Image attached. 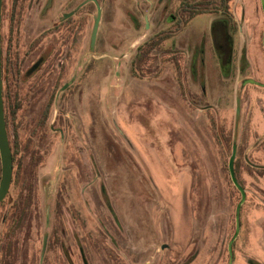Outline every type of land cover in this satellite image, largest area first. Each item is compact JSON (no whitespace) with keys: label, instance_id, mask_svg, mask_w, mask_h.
<instances>
[{"label":"rangeland","instance_id":"1","mask_svg":"<svg viewBox=\"0 0 264 264\" xmlns=\"http://www.w3.org/2000/svg\"><path fill=\"white\" fill-rule=\"evenodd\" d=\"M155 1L103 0L89 88L80 92V105L78 99L73 104L79 119L67 112L62 137L47 130L35 147L33 169L25 170L16 158L21 165L0 204L1 264H26L45 233L48 248H122V255L132 257L117 253L119 264H227L240 199L227 172L239 49L261 29L260 2L233 0L240 32L237 44L230 38L227 45L235 47L232 70L216 93L212 77H227L225 60L218 77L223 24L202 12L167 36L163 3ZM196 39L206 51L208 108L199 104ZM151 44L157 48L148 57ZM247 52L258 60L253 43ZM136 55L146 61L140 72L134 70ZM240 107L242 131L241 92ZM54 115L51 110L46 124ZM249 143L241 141L235 161L245 199L231 264H264V177L245 163ZM246 158L264 162L256 151Z\"/></svg>","mask_w":264,"mask_h":264},{"label":"flooded vegetation","instance_id":"2","mask_svg":"<svg viewBox=\"0 0 264 264\" xmlns=\"http://www.w3.org/2000/svg\"><path fill=\"white\" fill-rule=\"evenodd\" d=\"M143 1L152 4L154 0ZM159 3H163L164 7V17L168 24L165 29L167 36L176 35L196 14L202 12H206L209 18L212 17V22L218 21L223 24L221 42L217 44L218 61L221 64L218 77L222 74L224 60L228 67L224 68L226 78L218 80L212 77L218 93L219 88L225 85L223 80L230 77L233 65L235 47L227 48V45L230 38L236 43L235 38L240 32L232 8L233 0H156L154 5L157 6ZM97 5L101 13L94 45L91 47V31ZM260 9L261 29L257 36L250 38L249 43H243L239 49L237 74L240 82L244 79L247 82L241 89L245 121L243 130L238 133L240 138L233 161L234 172L235 161L241 151V141H252L248 145L249 150L245 151L246 154L256 151L264 159V15L261 3ZM92 10L95 14L91 22ZM0 15L1 97L5 132L12 157L11 180L1 203L8 197L16 170L21 165L16 158H21L25 170L33 169L39 157L35 147L41 145L47 130L62 137L67 131V112L69 111L76 119L79 117L76 111L77 109L79 112V109L73 104H76L75 100L78 99L80 105V92L89 88L90 55L92 50L96 51L99 43L100 25L105 18V8L103 0H1ZM145 16L149 26L148 14H144V27ZM244 16V11L241 10V17ZM196 43L192 61L194 60L198 87L203 86L199 104L208 108L209 105L203 97L206 94L203 85L206 51L200 47L199 40L196 39ZM252 43L258 52V60L254 61L247 54ZM172 45L170 44V47ZM156 48L153 44L149 45L145 54L149 57ZM168 61L175 66L176 59L169 58ZM142 63L146 61L138 55L134 62L136 72L142 71ZM51 110L55 111L54 118L51 123L46 124ZM86 114L89 116L88 111ZM28 130L29 134L26 136ZM245 153L243 151L245 163L249 167L261 170V176L264 177V162L256 164L250 158H246ZM227 172L229 176L228 167ZM23 214L22 217H26L25 212ZM47 235L45 233L44 247L42 248L43 234L41 248L34 250V255L26 264H119L122 261L117 260V253L127 259L132 257L122 255V248H114L115 251H111L110 248H48ZM145 262L148 263L147 261L142 263Z\"/></svg>","mask_w":264,"mask_h":264},{"label":"water","instance_id":"3","mask_svg":"<svg viewBox=\"0 0 264 264\" xmlns=\"http://www.w3.org/2000/svg\"><path fill=\"white\" fill-rule=\"evenodd\" d=\"M260 3H261L263 15H264V0H260ZM0 11H1V0H0ZM100 13H101V9L97 5L96 15L94 17V23H93L92 31H91V47H93L94 45V40L96 36ZM0 19H1V15H0ZM145 26L146 27L148 26V21H147L146 16H145ZM263 36H264V31H263ZM0 76H1V70H0ZM245 82H247L246 79L242 80L240 84L238 85V87L236 88L235 93H234V118H233V129H232V137H231V151H230L228 161H227V167H228L230 179L233 185L238 189L240 193V199L235 207V215H234L235 229L227 245V250L229 254L227 264H231V261H232L231 245L239 231V227H240L239 210H240V206L242 202L245 199L244 188L238 182L235 176L234 168H233V161H234V158L237 152V142H238V133H239V125H240V110H241L240 92ZM1 90H2V81L0 77V201L4 198L6 192L8 191L10 180H11V171H12V157H11V152H10V148L8 145V140H7V136L5 132ZM44 241H45V234L43 237L42 248L44 247ZM142 264H146V262Z\"/></svg>","mask_w":264,"mask_h":264},{"label":"trees","instance_id":"4","mask_svg":"<svg viewBox=\"0 0 264 264\" xmlns=\"http://www.w3.org/2000/svg\"><path fill=\"white\" fill-rule=\"evenodd\" d=\"M19 164V163H18ZM1 204V203H0Z\"/></svg>","mask_w":264,"mask_h":264}]
</instances>
